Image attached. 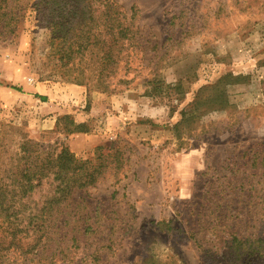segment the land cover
<instances>
[{
	"label": "rangeland",
	"instance_id": "rangeland-1",
	"mask_svg": "<svg viewBox=\"0 0 264 264\" xmlns=\"http://www.w3.org/2000/svg\"><path fill=\"white\" fill-rule=\"evenodd\" d=\"M111 1L126 34L68 57L47 7L0 8V264H241L232 237H264V0ZM61 148L100 172L41 216L53 185L21 169Z\"/></svg>",
	"mask_w": 264,
	"mask_h": 264
},
{
	"label": "trees",
	"instance_id": "trees-1",
	"mask_svg": "<svg viewBox=\"0 0 264 264\" xmlns=\"http://www.w3.org/2000/svg\"><path fill=\"white\" fill-rule=\"evenodd\" d=\"M4 2L5 0H0V8ZM64 3L70 4L69 8L66 10L63 9ZM34 5H36L38 9L47 7L51 12L49 25L52 27L53 34H55V37L51 42L53 47L57 48L58 52H61L62 55H64V52H66L68 54H66V57L70 56L74 52H81V47H89V40L92 44L101 40L100 37L102 34L99 32L100 30H97L99 28L106 29L109 27L106 22H110V19H112V21L116 24L113 29L117 31V35L123 37L126 34V31L121 27L125 16L123 13H121V11L116 9L111 0H37ZM11 9H13V7H10L8 13L13 12ZM80 21L93 22V24L91 27H86V24H83L84 26H81V28L77 31L75 25ZM100 21L103 24H100ZM75 22L76 24H74ZM83 29L88 30L87 34H82ZM68 34H70V36L66 45L67 48H62V46H65L62 44V39L64 41ZM74 45H77L76 50H73ZM104 54L105 53H103V56ZM109 54V52H106L104 58L110 57L108 56ZM39 98L44 99L42 96H39ZM76 127L78 129L77 131L86 132V130H81L83 124H78ZM52 160L53 159L51 158L49 163H51ZM54 160H59L58 163H60L59 165L63 168L57 169L55 171L51 170L46 174L41 173L40 175H35L34 167L31 168L30 164L29 166L23 167L21 169L20 177L22 178V186L25 185L26 187L32 188L34 183L37 182L41 177H43L46 181H50L53 185L52 199L50 202H46V204L43 206V214H41V216L44 215L45 212H51L52 210L58 213L63 207L62 202L67 198L74 188H82L94 183L96 176L100 172V164L95 165L88 163L87 161L78 160L76 156L68 153L63 148L59 150ZM68 166L70 172L67 170ZM262 196L264 200V194ZM1 203H3L2 200ZM3 206L4 209L13 207L12 204L6 202ZM6 218H8V216H6ZM50 226L49 227L51 230L60 228L59 226L58 228L57 224L54 223H52ZM46 227L47 226H44L42 230L44 233L47 232ZM232 243L234 244L235 250L239 252V256L243 258L241 259V264H253L259 259V257L264 256V251H262L264 237L257 238L255 240H248L238 239L234 236L232 237Z\"/></svg>",
	"mask_w": 264,
	"mask_h": 264
},
{
	"label": "crops",
	"instance_id": "crops-1",
	"mask_svg": "<svg viewBox=\"0 0 264 264\" xmlns=\"http://www.w3.org/2000/svg\"><path fill=\"white\" fill-rule=\"evenodd\" d=\"M75 89H77V88H75ZM27 90H28L29 93L25 94V95H26L27 98L28 97L31 98L32 97V95H31L32 93H38L39 95H52L56 91H60V92L66 91V90H70V91L73 90L74 91V88L72 86H67L66 88L58 89L57 86H52V85H47V84H44V83H40V84H37V85L28 86ZM2 94L3 95H8V92L0 88V106L2 107L4 105V104L2 105V103H5L4 106H9L10 104H12V102L10 100H8L7 98H5V96H1ZM9 95L14 96L13 94H9ZM62 97H63V95H62ZM56 109L58 111H60L61 107H56L55 110ZM80 135H81V133L75 134L74 140L70 142V146L71 147H75V146L76 147H83L84 146L83 137L80 136Z\"/></svg>",
	"mask_w": 264,
	"mask_h": 264
}]
</instances>
